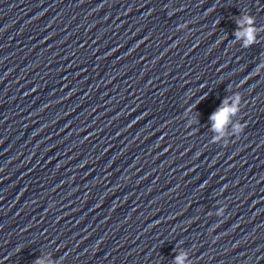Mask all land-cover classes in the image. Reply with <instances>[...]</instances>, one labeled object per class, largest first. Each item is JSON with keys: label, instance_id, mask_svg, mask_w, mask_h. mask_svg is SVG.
<instances>
[{"label": "clouds", "instance_id": "obj_1", "mask_svg": "<svg viewBox=\"0 0 264 264\" xmlns=\"http://www.w3.org/2000/svg\"><path fill=\"white\" fill-rule=\"evenodd\" d=\"M244 23L249 25L245 30L240 31L237 30L235 32V36L239 38H244V46L248 47L251 44L255 43V20L250 15H247L243 17L242 20H238V28L242 26ZM206 96H202L199 101H197L195 104H193L191 107L187 109V111L184 113L189 114L193 111V108H196L197 104H199L202 100H204ZM242 101V97L239 96V94L236 95V103L232 106H228L227 98H224L220 104V106L211 113L209 116V121L214 130H220L229 120L230 115H234L239 111V104ZM196 121L198 122V118H196ZM246 125L242 124L241 122L237 124L236 131L238 134H242L244 132ZM215 143V140L213 141ZM224 210H222L223 213ZM186 254H180L176 255L174 257L175 264H184ZM33 264H44V261L41 257L36 258L33 261Z\"/></svg>", "mask_w": 264, "mask_h": 264}]
</instances>
